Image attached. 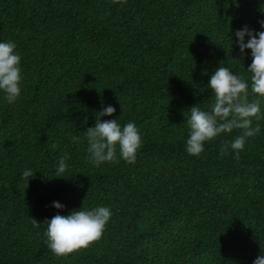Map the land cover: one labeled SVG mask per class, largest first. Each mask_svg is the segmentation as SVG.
Returning a JSON list of instances; mask_svg holds the SVG:
<instances>
[{"label":"trees","instance_id":"1","mask_svg":"<svg viewBox=\"0 0 264 264\" xmlns=\"http://www.w3.org/2000/svg\"><path fill=\"white\" fill-rule=\"evenodd\" d=\"M259 19L264 0H0V39L16 42L23 75L18 100L0 98V264H251L264 252V118L238 158L220 147L238 128L198 156L184 147L215 66L249 79L234 31ZM107 104L101 119L138 126L135 162L88 159L85 130ZM64 152L66 177L53 176ZM100 204L112 216L98 240L47 247L45 218Z\"/></svg>","mask_w":264,"mask_h":264},{"label":"clouds","instance_id":"2","mask_svg":"<svg viewBox=\"0 0 264 264\" xmlns=\"http://www.w3.org/2000/svg\"><path fill=\"white\" fill-rule=\"evenodd\" d=\"M118 2L123 4L124 0ZM258 23L260 25L258 29L243 24L234 31V42L241 53L239 60L242 61L246 55L251 57L246 67L247 73L250 74L249 79L246 80L229 67L215 66L207 81L213 99L206 108L196 103L188 107L186 121L188 134L184 147L189 155L198 156L204 150L206 141L222 132L227 133L233 128H238L241 130L240 133L220 146L223 152L230 148L232 154L238 158L240 150L245 146L246 138L258 133L259 126L253 121L264 118L260 105V100L264 99V19H259ZM22 79L21 56L16 42L11 39H0V98L4 102L12 104L18 100L21 95ZM249 90L255 94L251 100L248 99ZM115 110L111 104L101 107L94 124L85 130L86 151L93 165L98 166L105 161L117 162L118 158L125 162H135L137 151L142 144L141 133L135 121L129 120L121 125L116 118H100ZM72 139L78 141L80 138L74 135ZM68 157L69 153L64 152L57 158L54 165L56 175L53 176L66 177L63 173L70 167ZM35 171L31 167H26L20 176L28 182V179L35 175ZM51 204L57 209L64 207L58 200L51 201ZM111 216L110 206L103 204L91 208L79 206L67 213L56 212L45 218L47 247L56 255H65L81 247H87L90 242L101 237ZM251 264H264V252H260Z\"/></svg>","mask_w":264,"mask_h":264}]
</instances>
